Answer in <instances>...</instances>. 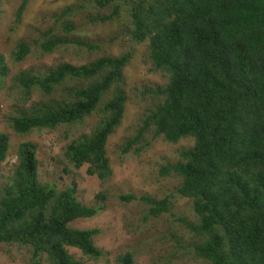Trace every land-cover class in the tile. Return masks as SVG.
<instances>
[{"label": "trees", "instance_id": "trees-1", "mask_svg": "<svg viewBox=\"0 0 264 264\" xmlns=\"http://www.w3.org/2000/svg\"><path fill=\"white\" fill-rule=\"evenodd\" d=\"M28 2L20 0L15 21ZM76 12L90 25L124 24L131 41L147 42L153 68L167 75L165 85L145 88L159 103L122 152L150 131L168 143L193 141L179 152V161L163 164L158 174L179 177L175 193L192 199L197 221L175 220L195 238V257L208 264H264V0H82L56 14L54 23L64 35L53 34L52 26L34 41L42 53L68 44L100 48L68 37ZM31 51L29 42L18 41L9 55L12 65L0 51V88L9 78L19 89L14 114L5 117L9 129L24 135L96 114L91 127L62 145L58 160L65 169L86 165L87 174L108 179L106 145L124 115L123 70L130 52L102 54L80 65L59 62L45 71H13ZM34 94L37 99H31ZM9 148V134L1 131L0 163ZM36 151L31 141L20 142L12 173L0 184V244L24 251L29 264H83L68 247L100 258L93 242L99 229L70 224L105 210L106 193L97 192L85 204L72 185L58 189L42 183ZM118 198L143 202L148 216L170 210L167 197ZM115 264H134L132 254H119Z\"/></svg>", "mask_w": 264, "mask_h": 264}, {"label": "rangeland", "instance_id": "rangeland-1", "mask_svg": "<svg viewBox=\"0 0 264 264\" xmlns=\"http://www.w3.org/2000/svg\"><path fill=\"white\" fill-rule=\"evenodd\" d=\"M19 2L0 0V51L12 65L14 61L9 55L14 45L21 40L32 45V51L23 61L13 65V71L29 67L45 71L44 68L59 62L80 65L102 54L130 52V60L123 70L127 101L121 123L107 140L106 154L111 174L108 179L100 180L87 174L86 165L65 169L58 160L62 145L91 127L97 119L96 114L70 126L60 125L51 130L40 129L18 135L9 129L5 117L14 114L19 89L11 86L9 78L5 79L0 88V132L9 134L10 148L6 159L0 163V184L7 180L16 164L17 145L22 141H31L37 147L38 176L42 183H54L58 189L72 185L78 199L85 204H91L97 192L106 193L105 210L92 218L79 219L70 224L78 228L99 229L93 242L102 251L100 258L92 259L75 248H67L68 253L83 264H115L117 256L126 251L132 254L134 264H208L195 257L192 249L195 238L175 220L183 216L192 222L197 221L192 199L175 193L174 188L180 183L179 177H161L158 174L163 164L179 161V152L190 147L193 141L182 138L176 143H168L161 136L152 137L150 131L145 132L143 139L128 152H122L126 140L136 135L142 120L159 103L160 99L144 93L145 88H154L167 82V75L153 68L147 42L135 44L131 41L124 33V24L90 25L85 19L79 20L84 14L76 12L73 18L76 27L68 37L98 44L100 48L92 51L84 46L68 44L57 47L52 53H42L34 41L52 26L55 27L53 34L64 35L57 27L59 23H54L56 14L64 6L82 0H29L20 19L15 21V9ZM37 98L38 94L31 97ZM140 145H143L142 149H138ZM127 193L137 197H167L170 210L156 217L148 216V207L143 202H123L118 198ZM27 256L24 251L0 244V264H29Z\"/></svg>", "mask_w": 264, "mask_h": 264}]
</instances>
